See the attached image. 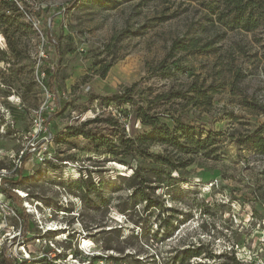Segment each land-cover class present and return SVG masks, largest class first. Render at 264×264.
<instances>
[{"label":"rangeland","instance_id":"obj_1","mask_svg":"<svg viewBox=\"0 0 264 264\" xmlns=\"http://www.w3.org/2000/svg\"><path fill=\"white\" fill-rule=\"evenodd\" d=\"M210 1L0 0V264H264V22Z\"/></svg>","mask_w":264,"mask_h":264},{"label":"trees","instance_id":"obj_2","mask_svg":"<svg viewBox=\"0 0 264 264\" xmlns=\"http://www.w3.org/2000/svg\"><path fill=\"white\" fill-rule=\"evenodd\" d=\"M17 0H2V3L7 6V9H10L15 17H20L22 11L19 9ZM217 0H212L209 4L215 3ZM216 6L221 3L226 7L229 17L227 18L225 25L229 29L241 28L245 31H250L256 27L260 20L264 22V0H218ZM30 9L29 4L25 3V6L22 8L23 11L27 12ZM256 12V15L254 13ZM220 21V18L216 19ZM145 122V120L143 119ZM215 134L207 132L202 136L201 130H198L195 126H190L184 123H177L176 126L169 127L167 125H160L152 128L150 131L145 132L142 135V140L147 141H158L161 143H166L173 147H176L180 152L183 153H196L199 151L209 152L210 149L208 146L214 143ZM94 142H97V139L102 141H107L103 137L95 136L93 134L89 135ZM255 145H258L260 148H264V137H255ZM112 153H115L112 150ZM4 192L9 193L10 195H16L14 192L8 191L5 187L1 186ZM17 196V195H16ZM18 197V196H17ZM19 198V206L21 208L20 214L24 217V221L27 220V212L21 204V197ZM200 252H191L188 256H198ZM8 263L7 260L4 262ZM199 264V263H196Z\"/></svg>","mask_w":264,"mask_h":264}]
</instances>
